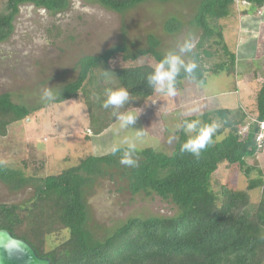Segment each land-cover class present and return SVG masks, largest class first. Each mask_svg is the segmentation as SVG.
Here are the masks:
<instances>
[{
	"label": "trees",
	"instance_id": "obj_1",
	"mask_svg": "<svg viewBox=\"0 0 264 264\" xmlns=\"http://www.w3.org/2000/svg\"><path fill=\"white\" fill-rule=\"evenodd\" d=\"M88 1L120 13L147 0ZM24 3L43 7L53 14L68 6V0H2L0 42L11 35L18 6ZM245 3L250 7L242 9V13H257L264 6V0H199L197 4L191 24L202 30L200 42L215 36L213 42L220 45L227 56L214 64L213 73L224 71L226 75H235L236 55L224 41L219 20L234 16L235 7ZM181 26L177 18L170 16L164 21L163 29L173 34ZM158 44V39L150 35L147 46L135 51L128 50L123 42L98 54L83 55L76 62V78L64 84L54 103L75 98L81 93L89 117L90 134L100 135L116 121L111 110L102 107L106 90L124 86L128 89L130 101L121 111L135 106L133 98L143 100L153 91L147 85V76L154 69L152 66L140 64L114 68L109 63L111 57L120 53L123 60H130L151 55L159 62L163 55L157 49ZM203 52L210 55L206 50ZM195 58H198L197 54ZM205 71L209 70L198 67L194 79L202 81ZM184 79L193 78L181 73L176 89ZM45 106L29 107L13 101L9 92L0 93V137L8 134L10 124ZM255 112L256 122H250L243 134L239 131L247 124L248 116L241 108H220L196 116L178 117L173 151L166 153L151 146L136 148L138 164L135 167L120 163L122 152L113 155L109 151L102 155L86 154L75 165L37 178L35 173L25 174L26 161L22 167H11L0 160V181L9 189L34 188V196L24 203L0 202V229H6L14 237L29 243L37 255L50 259L49 264H264V176L255 159L259 152L255 141L259 130L257 121L264 120V78L256 91ZM186 120H200L202 125L221 122L212 144L199 159L180 151L187 137L177 125ZM220 135L223 136L216 138ZM249 158L255 165H248ZM222 163L245 174V189H234L227 184L212 185V174ZM40 168L37 165L36 170ZM253 169L256 176L250 177ZM112 170H115L113 174L121 173L127 179L126 186L131 194H155L171 202L176 212L168 216L129 217L105 236L96 238L87 228L84 189L94 177L112 175ZM254 188H259L260 196L252 207L248 192ZM62 231L67 234L58 238ZM53 236L57 242L46 248L48 238Z\"/></svg>",
	"mask_w": 264,
	"mask_h": 264
},
{
	"label": "rangeland",
	"instance_id": "obj_2",
	"mask_svg": "<svg viewBox=\"0 0 264 264\" xmlns=\"http://www.w3.org/2000/svg\"><path fill=\"white\" fill-rule=\"evenodd\" d=\"M198 2L147 0L118 13L88 0H68L67 8L55 14L30 3L20 4L13 19L11 35L0 42V93L9 92L13 101L29 107L46 106L8 126V134L0 137V160L11 167H22L26 161V175L35 173L34 177H43L77 164L78 159L86 154L102 155L111 151L114 145L127 146L121 144V141L126 136H134L137 130L142 131L144 136L143 142H138L136 148L151 146L155 150L171 153L177 139L175 121L181 117L180 113L185 114L182 103L186 102L184 107L198 109L199 115L204 111L237 105L231 92L236 78L241 81L240 86L247 90L251 100L242 110H245L247 116L253 117L256 113L254 93L264 78V7L258 13L254 11L249 14L254 20L251 21L254 28L252 31L247 29L246 37L239 39L243 41V44L239 42V45H243L241 47L235 45L236 36L241 32L240 29L238 31L239 23L233 26L231 23L242 16L241 10L247 5L236 6L234 16L219 20L223 27L224 41L236 55L235 75L231 76L224 71H211L214 64L227 56L223 54L221 46L213 42L215 36L200 42L202 30L191 24ZM170 16L182 23L180 30L173 34L163 29L164 21ZM150 35L158 39L157 49L163 56L191 35L196 47L193 53L185 55V59H194L199 67L209 71L204 72V79L200 82L196 79L182 80L173 97L153 90L143 100L133 98L135 106L126 110L138 115L132 129L118 133V122L114 121L100 135L92 136L86 128L89 126V117L81 93L62 103L41 101L40 95L44 88L52 87L61 92L65 83L76 78V62L83 55L98 54L123 42L127 44L128 50L135 51L136 48L147 46ZM204 50L210 55H206ZM195 54L198 58H195ZM109 63L114 68L140 64L154 68L158 62L151 55L123 60L121 54L117 53ZM192 91H196V95H200L203 101L193 100ZM199 102L205 104L203 108ZM163 107H167L168 111L163 110ZM88 135L91 138H86ZM257 153L256 166L264 176V153ZM247 163L255 165L252 158L247 159ZM37 165L41 166L38 170ZM111 172L112 175L94 177L84 189L87 228L96 238L105 236L129 217L168 216L176 212L171 202L155 194H131L126 186L127 179L121 173L113 174L115 170ZM249 176H256L255 169L250 171ZM212 180L214 187L227 184L242 190L247 181L242 171L226 163L218 166L212 174ZM248 193L250 204L254 207L259 200V188ZM33 196V186L11 190L0 181V202L24 203ZM66 234L62 231L58 238ZM57 240L54 236L48 238L46 248Z\"/></svg>",
	"mask_w": 264,
	"mask_h": 264
},
{
	"label": "clouds",
	"instance_id": "obj_3",
	"mask_svg": "<svg viewBox=\"0 0 264 264\" xmlns=\"http://www.w3.org/2000/svg\"><path fill=\"white\" fill-rule=\"evenodd\" d=\"M195 47V40L189 35L183 42L178 43L174 49L167 51L147 76V85L157 93L169 97L175 96L177 78L181 73H184L188 78H195V72L199 67L198 63L191 58L185 59V55L193 53ZM59 96V89L46 87L42 90L40 99L44 103H54ZM129 101L130 94L125 88L106 90V99L103 101L102 107L111 110L113 118L118 122L116 129L118 133L132 129L131 126L136 122L138 115L130 111H121L125 105L129 104ZM220 126V123L216 121L202 125L200 120H186L181 125H177L178 128H182L187 137L182 143L180 151L189 153L199 159L202 152L212 144L213 136ZM88 131L90 130L88 129ZM143 136L144 133L139 130L136 131L134 136H126L121 144L127 145V147L122 148L120 144L114 145L111 149L112 154L122 152L120 158L122 165L127 167L137 166L138 159L135 158L136 145L138 142H143Z\"/></svg>",
	"mask_w": 264,
	"mask_h": 264
},
{
	"label": "water",
	"instance_id": "obj_4",
	"mask_svg": "<svg viewBox=\"0 0 264 264\" xmlns=\"http://www.w3.org/2000/svg\"><path fill=\"white\" fill-rule=\"evenodd\" d=\"M48 257L37 255L33 247L14 237L8 230L0 229V264H49Z\"/></svg>",
	"mask_w": 264,
	"mask_h": 264
},
{
	"label": "crops",
	"instance_id": "obj_5",
	"mask_svg": "<svg viewBox=\"0 0 264 264\" xmlns=\"http://www.w3.org/2000/svg\"><path fill=\"white\" fill-rule=\"evenodd\" d=\"M243 5H247L245 8H247L248 9V7H250V5H248V4H243ZM264 7V6H263ZM262 7V8H263ZM244 8V9H245ZM261 8V9H262ZM261 9H259L258 11H257V13L261 10ZM250 13H254V11H249V12H245V13H243L242 14V16L238 19V20H234L232 23H231V26H233L234 25V23H239V26L240 27H238V31H239V29H240V34H238L240 37L239 38H237L238 37V35L236 36V47H238V46H243V45H239V42L241 43V44H243V41H240L239 39L241 38V39H244L246 36V34H248V31H247V29H250L251 31H252V29L254 28V26H253V22H251V21H254L253 19H252V17H250ZM262 22H264L263 20H262ZM247 31V33H245ZM243 32H244V34H243ZM238 39V40H237ZM247 40V39H246ZM239 47V48H240ZM241 50V49H240ZM234 80H235V78H234ZM241 81H238L237 80V78H236V80H235V82H234V84H233V91H231L232 92V94L234 95V99H235V101H237V105H232L231 107H225V108H227V109H230V110H236V109H242L243 108V106L244 105H246L247 103H248V101L250 102L251 100H250V97L247 95V90H245V89H243L241 86ZM200 86H202V82H201V84H200ZM260 87V86H259ZM258 87V88H259ZM258 88L255 90V93H254V96L256 95V91L258 90ZM191 89V88H190ZM187 90H188V92L190 91L189 90V88H187ZM235 92V93H234ZM229 95V94H228ZM193 96H195V97H193ZM192 98H193V100L195 99V101H198V100H200V101H203L202 100V98H200V95H196V91H192ZM192 98H190V100H192ZM73 99V98H72ZM69 100H71V99H69ZM69 100H65V101H69ZM255 101V100H254ZM64 102V101H63ZM60 103H62V102H60ZM186 102H183L182 103V107H183V112L185 113L184 115H182L181 113H180V115H181V117L182 116H189V115H197L200 111H198V109H196V108H191V107H189V106H185L184 107V104H185ZM204 103L203 102H199V106L200 107H202V105H203ZM251 104V103H250ZM255 104V103H254ZM205 105V104H204ZM170 107H171V105H170ZM255 107V106H254ZM187 108H189L188 109V112H185L186 110H187ZM203 108V107H202ZM172 109V108H171ZM163 110H167L168 111V109H167V107H163ZM176 110V109H175ZM193 110H195V111H193ZM215 110V109H214ZM179 111V110H178ZM162 115H164V114H162ZM199 115V114H198ZM180 119V118H179ZM86 128H88V127H86ZM87 131H88V129H87ZM38 138V137H37Z\"/></svg>",
	"mask_w": 264,
	"mask_h": 264
},
{
	"label": "built area",
	"instance_id": "obj_6",
	"mask_svg": "<svg viewBox=\"0 0 264 264\" xmlns=\"http://www.w3.org/2000/svg\"><path fill=\"white\" fill-rule=\"evenodd\" d=\"M250 122H256V118L248 116L247 125L244 126L239 131V133L243 134V132H245L248 129ZM257 123H258L259 130L257 131L255 135V141H256V145L258 146L257 148L259 149V152L264 153V120L260 122L257 121Z\"/></svg>",
	"mask_w": 264,
	"mask_h": 264
}]
</instances>
